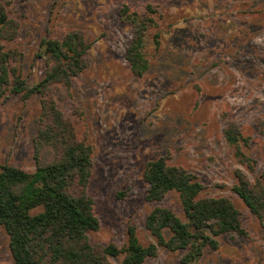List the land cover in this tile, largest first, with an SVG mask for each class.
Here are the masks:
<instances>
[{
    "label": "rangeland",
    "instance_id": "rangeland-1",
    "mask_svg": "<svg viewBox=\"0 0 264 264\" xmlns=\"http://www.w3.org/2000/svg\"><path fill=\"white\" fill-rule=\"evenodd\" d=\"M2 1L19 26L7 46L22 54L28 85L45 71L42 38L79 29L93 40L85 69L58 100L92 150L87 193L99 228L89 239L121 247L133 226L142 244L155 242L145 227L154 206L184 218L175 192L160 201L144 200L146 163L167 156L169 163L197 175L202 195L228 197L247 232L218 236V247L205 248L195 264H264V220L231 190L237 168L251 180L264 177V0ZM124 4L137 12L152 7L155 24L144 39L148 69L142 76L132 73L125 58L132 27L120 17ZM39 99L7 94L0 102V163L34 169ZM229 120L250 138L243 148L255 160L254 171L238 161L224 138ZM183 253L158 245L156 256L143 264H183ZM124 255L109 261L117 264ZM12 260L9 235L0 226V263Z\"/></svg>",
    "mask_w": 264,
    "mask_h": 264
},
{
    "label": "trees",
    "instance_id": "trees-1",
    "mask_svg": "<svg viewBox=\"0 0 264 264\" xmlns=\"http://www.w3.org/2000/svg\"><path fill=\"white\" fill-rule=\"evenodd\" d=\"M150 13V5L145 12L130 10L126 4L119 10L122 20L132 27L125 58L136 76L148 69L143 46L149 27L155 24ZM18 27L0 0V102L7 94H20L24 100L33 95L40 98L32 138L34 169L0 163V226L9 235L13 258L0 264H112L109 258L122 253L125 255L117 264H143L156 256L158 245L171 251L184 250L180 261L195 264L205 248L218 247V236L247 234L238 208L228 197L202 195L204 185L195 173L169 163L167 156H159L145 165L148 188L144 200L160 201L175 192L184 218L169 207L154 206L146 215L145 227L155 242L142 244L133 226L128 227L127 242L121 247L92 242L88 233L99 228L93 199L87 193L92 150L78 135L76 119L64 113L58 100L69 94L73 78L85 69L93 40L79 29L69 30L61 38H42L45 71L38 82L28 85L20 69L22 54L7 46L17 37ZM223 135L238 161L254 171L255 160L243 148H248L250 138L242 127L229 120ZM235 178L231 190L262 222L264 177L251 180L237 168Z\"/></svg>",
    "mask_w": 264,
    "mask_h": 264
}]
</instances>
